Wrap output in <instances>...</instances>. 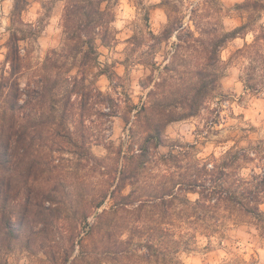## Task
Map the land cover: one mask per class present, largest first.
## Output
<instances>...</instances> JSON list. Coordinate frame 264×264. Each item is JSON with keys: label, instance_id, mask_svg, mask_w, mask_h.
<instances>
[{"label": "clouds", "instance_id": "obj_1", "mask_svg": "<svg viewBox=\"0 0 264 264\" xmlns=\"http://www.w3.org/2000/svg\"><path fill=\"white\" fill-rule=\"evenodd\" d=\"M0 264H264V0H0Z\"/></svg>", "mask_w": 264, "mask_h": 264}]
</instances>
